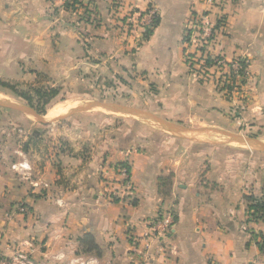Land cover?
<instances>
[{"label":"crops","instance_id":"1","mask_svg":"<svg viewBox=\"0 0 264 264\" xmlns=\"http://www.w3.org/2000/svg\"><path fill=\"white\" fill-rule=\"evenodd\" d=\"M147 9L157 23L145 37ZM204 9L202 0H0V79L33 83L42 72L84 99L112 93L104 78L132 75L152 85L145 106L162 122L93 108L47 125L51 142L39 146L44 135L28 132L27 113L0 110L1 258L22 250L38 264H264V214L253 219L244 198L264 200V150L245 140L264 144V0L211 9L210 53L249 61L232 98L185 62L187 28ZM22 160L27 176L12 168ZM122 163L133 194L111 200ZM165 217L161 236L153 222Z\"/></svg>","mask_w":264,"mask_h":264},{"label":"built area","instance_id":"2","mask_svg":"<svg viewBox=\"0 0 264 264\" xmlns=\"http://www.w3.org/2000/svg\"><path fill=\"white\" fill-rule=\"evenodd\" d=\"M206 9L197 16H192L186 32L185 42V62L190 71L195 72L201 78H208L219 87L226 97H234L241 93L244 82L249 77L248 64L246 58H234L227 61L222 55L210 53V46L214 41L216 33V23L210 20L211 9L218 6L221 0H202ZM144 32L151 27L155 19V11L147 9L142 15ZM238 107H242L239 104ZM18 173L27 176L31 166L26 160H22L12 165ZM117 178L114 185L106 191L107 196L113 199H123L133 194V184L130 179L129 165L122 163L115 167ZM255 219L258 213L250 212ZM169 217L153 222V228L158 235H165L170 224ZM264 232V231H263ZM264 240V238H263ZM0 264H38L27 252L16 250L9 258H1ZM84 264V263H79Z\"/></svg>","mask_w":264,"mask_h":264},{"label":"rangeland","instance_id":"3","mask_svg":"<svg viewBox=\"0 0 264 264\" xmlns=\"http://www.w3.org/2000/svg\"><path fill=\"white\" fill-rule=\"evenodd\" d=\"M36 77L33 78V83H29V78H17V79H0V81H4L8 83L9 85L14 86L17 90L20 91H29L31 87H55L59 89L58 95H56L46 106H45V113L44 114H39L42 117H45V120L40 121L33 115H30L27 113V119L31 121V124L27 123L26 125L28 126V132L32 133V129L35 131H39L40 135H44L46 130L45 127L47 125H54L57 126L60 123L67 122L71 123L70 121L73 118H77L78 114H71V115H65L69 110H72L76 107H81L84 104H94V103H117L126 107H132L134 109H137L143 113H146V116L144 117H134L130 114H123L124 116L120 117H126L130 120H145L148 121L152 124H158V121L153 120V115L148 111L146 105V101L149 102L152 100V90L153 87L152 85L145 83V85L141 84V82L136 81V77H127L125 74H116V75H110V78H104V80H101L99 85L105 84L106 86H112L114 90L112 91L111 94H98L94 95L92 97L88 98H75L78 97L80 92H82V88H76V87H68V88H63V87H58L54 85V81H51V79L44 73L42 72H36ZM27 83V84H26ZM117 84V85H116ZM118 86V89L116 88ZM104 90V89H103ZM72 96V97H69ZM74 96V98H73ZM145 100V101H144ZM0 101L5 102L6 104H23L27 105V102H25L23 99L17 96L15 92L10 90L7 87L1 86L0 85ZM85 111H90L94 107H91V105L88 106ZM34 109V108H33ZM0 110L3 112H10V113H15V112H21L25 113L24 111L12 109L6 106H1L0 105ZM35 110V109H34ZM49 113V114H48ZM65 115V116H64ZM52 119L57 120V121H50ZM37 132H33L37 134ZM32 134H30L31 136ZM47 135H44V137L39 138V146L42 145H48L50 140H48ZM260 148V147H256ZM264 238L262 235L261 238Z\"/></svg>","mask_w":264,"mask_h":264},{"label":"trees","instance_id":"4","mask_svg":"<svg viewBox=\"0 0 264 264\" xmlns=\"http://www.w3.org/2000/svg\"><path fill=\"white\" fill-rule=\"evenodd\" d=\"M155 23H157L156 18L153 20V24ZM150 32V29L147 28L144 32L145 37H148ZM0 85L15 92L18 97L27 102L29 106L33 107L38 114H44L45 106L59 93V89L55 87H31L29 92L17 90L14 86L4 81H0ZM244 198L247 202L248 210L253 212V214L258 213L256 218H261L264 214V200L255 199L253 196H245ZM83 239L87 241V245L89 244L88 250L95 248L93 239L90 235H86Z\"/></svg>","mask_w":264,"mask_h":264},{"label":"water","instance_id":"5","mask_svg":"<svg viewBox=\"0 0 264 264\" xmlns=\"http://www.w3.org/2000/svg\"><path fill=\"white\" fill-rule=\"evenodd\" d=\"M0 105L1 106H6L12 109H16V110H20V111H24L25 113H28L30 115H33L34 117H36L38 120L43 121L45 120V117L40 116L31 106H27V105H23V104H19V103H15V104H6L3 101H0ZM91 105V107H94L96 109H102V110H107V111H112V112H118V113H124V114H130L134 117H144L146 116V113H143L137 109H134L132 107H126L117 103H92V104H84L81 107H76L72 110H69L65 115H71L74 113H79L82 111H85L87 108H89L88 106ZM64 115V116H65ZM153 120L154 121H158V123H162L159 119H155L153 116ZM50 121H56L54 119H51ZM247 142H251L254 143L255 145H257L258 147L262 148L264 150V144L255 140V139H251V138H246L245 139Z\"/></svg>","mask_w":264,"mask_h":264}]
</instances>
